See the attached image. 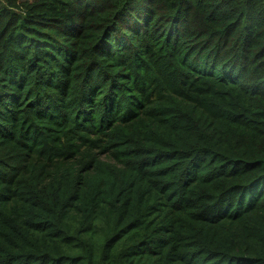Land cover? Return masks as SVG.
<instances>
[{
  "label": "trees",
  "instance_id": "trees-1",
  "mask_svg": "<svg viewBox=\"0 0 264 264\" xmlns=\"http://www.w3.org/2000/svg\"><path fill=\"white\" fill-rule=\"evenodd\" d=\"M0 264H264V0H0Z\"/></svg>",
  "mask_w": 264,
  "mask_h": 264
}]
</instances>
